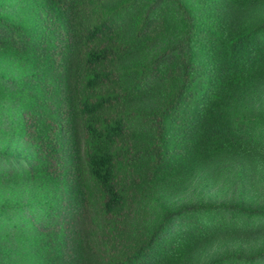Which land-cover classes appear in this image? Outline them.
<instances>
[{"label": "trees", "instance_id": "1", "mask_svg": "<svg viewBox=\"0 0 264 264\" xmlns=\"http://www.w3.org/2000/svg\"><path fill=\"white\" fill-rule=\"evenodd\" d=\"M219 170L240 201L172 204ZM246 187L264 0L0 2V264H264ZM216 236L259 244L212 258Z\"/></svg>", "mask_w": 264, "mask_h": 264}, {"label": "rangeland", "instance_id": "2", "mask_svg": "<svg viewBox=\"0 0 264 264\" xmlns=\"http://www.w3.org/2000/svg\"><path fill=\"white\" fill-rule=\"evenodd\" d=\"M8 3L14 0H0V2ZM215 175V178L212 177V172L210 174H203L193 186L186 187L176 193L172 197V204L176 207H185L192 206L198 200L207 201V202H228L230 200L240 201L243 197L240 196L238 187V179L235 172H225L224 170H219ZM262 184V182H261ZM264 189V187H262ZM248 190L247 203H252L255 200L254 196L258 197L257 199H262L264 196L263 190L253 191L250 187H246ZM259 244L258 239L253 238H234L225 239L224 236H216L215 240L211 242L210 248L207 249L209 257L215 258L220 256L222 253H226L228 250L236 248H246L250 246H255Z\"/></svg>", "mask_w": 264, "mask_h": 264}]
</instances>
